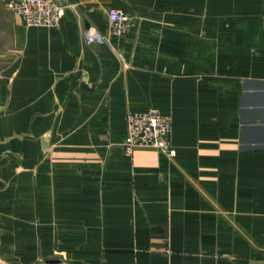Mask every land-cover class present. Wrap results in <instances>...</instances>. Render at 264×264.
<instances>
[{"label": "crops", "instance_id": "0c3cea01", "mask_svg": "<svg viewBox=\"0 0 264 264\" xmlns=\"http://www.w3.org/2000/svg\"><path fill=\"white\" fill-rule=\"evenodd\" d=\"M55 2L0 8V264H264V0ZM154 107L171 159L123 147Z\"/></svg>", "mask_w": 264, "mask_h": 264}, {"label": "built area", "instance_id": "2783aa9c", "mask_svg": "<svg viewBox=\"0 0 264 264\" xmlns=\"http://www.w3.org/2000/svg\"><path fill=\"white\" fill-rule=\"evenodd\" d=\"M9 9L17 14L26 28L56 25L63 16L64 7L55 0H7ZM132 17L128 11L111 8L107 10L109 35H121L130 28ZM88 42L99 40L102 35L89 30L85 36ZM127 117V137L123 144L126 152L133 153L140 147L157 149L169 159L176 155L172 146V120L158 108L129 111Z\"/></svg>", "mask_w": 264, "mask_h": 264}, {"label": "rangeland", "instance_id": "374dc122", "mask_svg": "<svg viewBox=\"0 0 264 264\" xmlns=\"http://www.w3.org/2000/svg\"><path fill=\"white\" fill-rule=\"evenodd\" d=\"M4 7L9 9V7L7 5V0H0V8H4ZM129 26H130V28L132 27L131 23H130ZM129 29L127 31H129ZM107 34H109V30H107ZM3 35H6V34L4 32H1L0 33V40H1V37ZM40 208H41L40 206L32 207V210H33V221L30 224V226L32 225V229H33L34 232L41 231L42 229H48V228L52 229V228H54L53 225L56 226V224H55L56 222L55 221L47 222V221H42L41 220V210H40ZM26 229H31V227H29V226L27 227V225L24 224L23 222H22V224L18 225V230L19 231L26 230ZM56 261H59L58 257H56V256H53L52 258L47 259L48 263H53V262H56Z\"/></svg>", "mask_w": 264, "mask_h": 264}, {"label": "bare ground", "instance_id": "6f19581e", "mask_svg": "<svg viewBox=\"0 0 264 264\" xmlns=\"http://www.w3.org/2000/svg\"><path fill=\"white\" fill-rule=\"evenodd\" d=\"M93 30V29H92Z\"/></svg>", "mask_w": 264, "mask_h": 264}]
</instances>
